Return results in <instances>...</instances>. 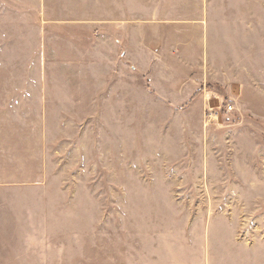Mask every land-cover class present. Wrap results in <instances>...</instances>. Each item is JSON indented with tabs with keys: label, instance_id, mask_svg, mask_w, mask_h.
<instances>
[{
	"label": "rangeland",
	"instance_id": "374dc122",
	"mask_svg": "<svg viewBox=\"0 0 264 264\" xmlns=\"http://www.w3.org/2000/svg\"><path fill=\"white\" fill-rule=\"evenodd\" d=\"M253 31L250 75L264 82ZM14 56L0 51V90L35 75ZM219 86L212 105L238 103ZM98 102L88 116L49 112L41 174L37 153L0 158V264H264V117L235 109L200 130L161 105L131 115L130 101L120 114Z\"/></svg>",
	"mask_w": 264,
	"mask_h": 264
},
{
	"label": "crops",
	"instance_id": "0c3cea01",
	"mask_svg": "<svg viewBox=\"0 0 264 264\" xmlns=\"http://www.w3.org/2000/svg\"><path fill=\"white\" fill-rule=\"evenodd\" d=\"M256 3L263 16L251 29V0H0V51L35 71L0 90V120L10 122L0 123V158L37 153L41 174L49 112L88 116L90 101H114V114L130 101L131 115L161 105L198 117L201 130L225 85L236 110L264 117V82L249 61L252 30L264 35V0Z\"/></svg>",
	"mask_w": 264,
	"mask_h": 264
},
{
	"label": "built area",
	"instance_id": "2783aa9c",
	"mask_svg": "<svg viewBox=\"0 0 264 264\" xmlns=\"http://www.w3.org/2000/svg\"><path fill=\"white\" fill-rule=\"evenodd\" d=\"M221 105H212L211 101H209L206 105L205 113H204V123L205 126H211L219 122L220 116L222 112L231 113L235 110V107L231 103Z\"/></svg>",
	"mask_w": 264,
	"mask_h": 264
}]
</instances>
